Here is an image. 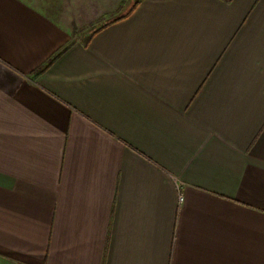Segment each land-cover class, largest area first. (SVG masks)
Returning a JSON list of instances; mask_svg holds the SVG:
<instances>
[{"label": "crops", "instance_id": "crops-1", "mask_svg": "<svg viewBox=\"0 0 264 264\" xmlns=\"http://www.w3.org/2000/svg\"><path fill=\"white\" fill-rule=\"evenodd\" d=\"M0 264H264V0H0Z\"/></svg>", "mask_w": 264, "mask_h": 264}, {"label": "trees", "instance_id": "trees-1", "mask_svg": "<svg viewBox=\"0 0 264 264\" xmlns=\"http://www.w3.org/2000/svg\"><path fill=\"white\" fill-rule=\"evenodd\" d=\"M53 60V59H52ZM52 60L50 61V63L52 62Z\"/></svg>", "mask_w": 264, "mask_h": 264}]
</instances>
